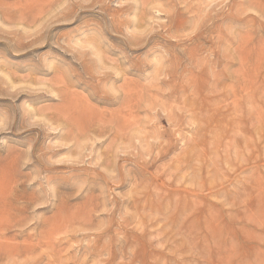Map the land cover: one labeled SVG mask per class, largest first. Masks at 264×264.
Returning <instances> with one entry per match:
<instances>
[{"label":"rangeland","instance_id":"1","mask_svg":"<svg viewBox=\"0 0 264 264\" xmlns=\"http://www.w3.org/2000/svg\"><path fill=\"white\" fill-rule=\"evenodd\" d=\"M0 264H264V0H0Z\"/></svg>","mask_w":264,"mask_h":264},{"label":"bare ground","instance_id":"2","mask_svg":"<svg viewBox=\"0 0 264 264\" xmlns=\"http://www.w3.org/2000/svg\"><path fill=\"white\" fill-rule=\"evenodd\" d=\"M5 222V221H4Z\"/></svg>","mask_w":264,"mask_h":264}]
</instances>
